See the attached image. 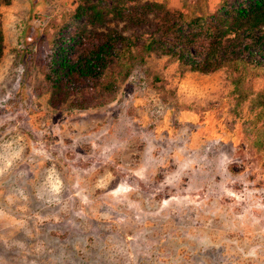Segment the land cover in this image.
Instances as JSON below:
<instances>
[{
    "label": "rangeland",
    "instance_id": "obj_1",
    "mask_svg": "<svg viewBox=\"0 0 264 264\" xmlns=\"http://www.w3.org/2000/svg\"><path fill=\"white\" fill-rule=\"evenodd\" d=\"M82 5L0 0V264H264V75L141 62L154 22ZM110 35L131 53L85 70ZM62 49L83 74L50 76Z\"/></svg>",
    "mask_w": 264,
    "mask_h": 264
},
{
    "label": "trees",
    "instance_id": "obj_2",
    "mask_svg": "<svg viewBox=\"0 0 264 264\" xmlns=\"http://www.w3.org/2000/svg\"><path fill=\"white\" fill-rule=\"evenodd\" d=\"M84 1L87 5H82L77 15L87 16L90 24L104 21L107 15L139 26L155 23L151 35L139 44L141 62H144V54L159 52L178 61L183 71L207 74L226 68L247 75H264V0H234L220 5L214 14L208 13V0H197L186 7V12H170L163 4L149 3L140 8L141 13L131 7L135 0ZM150 14H153L152 20ZM3 40L0 29V60ZM121 42L125 45L113 54L118 60L125 59L132 51L133 40L110 35L86 61L85 70L100 69L113 44ZM64 51L53 56L52 63L58 67L50 76L61 72L72 75L77 71L83 74V68L71 63Z\"/></svg>",
    "mask_w": 264,
    "mask_h": 264
}]
</instances>
